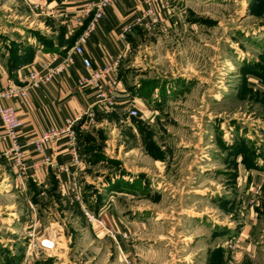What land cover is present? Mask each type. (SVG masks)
Listing matches in <instances>:
<instances>
[{
    "label": "rangeland",
    "instance_id": "obj_1",
    "mask_svg": "<svg viewBox=\"0 0 264 264\" xmlns=\"http://www.w3.org/2000/svg\"><path fill=\"white\" fill-rule=\"evenodd\" d=\"M164 2L130 44L137 115L98 109L73 128L82 204L52 178L25 196L13 185L0 264H264V0ZM39 10L0 0L8 66Z\"/></svg>",
    "mask_w": 264,
    "mask_h": 264
},
{
    "label": "crops",
    "instance_id": "obj_2",
    "mask_svg": "<svg viewBox=\"0 0 264 264\" xmlns=\"http://www.w3.org/2000/svg\"><path fill=\"white\" fill-rule=\"evenodd\" d=\"M29 1H37L40 4L37 27L30 28V35L21 37L24 40L21 52L23 54L29 53L31 60L15 68L0 60V88L9 83L18 86H28L25 95L3 100V103L10 104L15 108L22 121L18 134L21 143L39 136L50 128H64L69 119L79 117V120L72 125L71 131L73 132V128L78 121L92 119L95 111L102 109L94 105L93 90L78 87L71 73L55 76L51 80L43 82L40 88L30 87L31 81L26 76L28 71L31 70L42 74L44 72L42 65L48 59L49 54L64 53V49H66L73 36L72 28L77 32V20L81 16V10L89 0ZM162 3L161 13L162 16L166 17L168 8L164 0ZM144 7L143 0H114L107 8L105 15L98 22L95 31L85 45V54L95 66L108 63L110 56L120 55L118 68L120 84L118 86L117 108L114 110L119 114L126 113L131 107H136L138 110L143 105L144 97L139 93L141 89H138L141 83L140 78L137 80L136 78L143 77L144 74L136 75L131 85L128 84L126 79L133 65L130 44L134 41V32L145 27L135 26L126 34H122V28L125 24L132 22ZM88 19L89 17L83 19V25ZM48 21H53V23ZM27 27L29 28L30 26ZM0 51H2L1 47ZM75 63L80 67L79 57H75ZM88 113L92 114V117H89ZM3 137L4 129L0 122V202L10 199L6 195H12L14 191L13 185L19 186L20 181L15 170L10 165L9 157L2 154L4 148H6V141ZM23 148L27 169L24 178L25 186H19L18 188L19 191L21 190V195L25 196L27 194L29 189L27 186L30 183L49 185L51 178L55 179L58 188L63 191L68 177L64 173L58 174L56 168L59 165L73 167L69 132L63 133L49 141L45 144L42 152H38L32 146H23ZM256 159L260 167L262 165L261 157L258 156ZM77 169H79V166L75 168L76 172ZM261 172L255 169L250 175L263 178ZM252 186L253 184L250 189ZM29 206L28 212L35 215L34 208L31 209L32 205L30 202ZM0 207L6 210L8 207H12V204L4 203ZM0 227L13 230L8 221H5V224Z\"/></svg>",
    "mask_w": 264,
    "mask_h": 264
},
{
    "label": "built area",
    "instance_id": "obj_3",
    "mask_svg": "<svg viewBox=\"0 0 264 264\" xmlns=\"http://www.w3.org/2000/svg\"><path fill=\"white\" fill-rule=\"evenodd\" d=\"M114 0H89L81 10V16L77 20V25L83 26V19L89 17L83 30L78 35L74 44L63 54L51 53L48 59L43 63L44 72L39 74L33 70L28 71L27 78L31 81L30 87L40 88L43 82L49 81L55 76L64 73H71L75 78L76 85L81 88H90L93 90L95 101L94 105L105 111H114L117 108L118 86V68L120 65V55L110 56L109 62L104 65L95 66L90 58L85 54V45L95 31L98 22L103 18L107 8ZM144 9L130 23L122 28V34H126L135 26H150L158 24L162 20V2L163 0H143ZM75 57L80 58V67L75 63ZM28 86H18L13 83L0 88V122L4 129V140L6 148L2 154L9 157L10 165L15 170L19 178V186L24 187V178L26 176L27 165L25 163L23 146H32L38 152H42L45 144L59 135L69 132L70 154L72 166L59 165L56 170L58 174H67V182L63 192L69 200L81 203L83 202L81 184L77 179L75 168L79 166L80 159L75 148L74 135L71 131L72 125L79 120L74 117L67 121L64 128H50L39 136L20 142L19 129L22 121L15 108L10 104L3 103V100L16 98L25 95ZM137 108L128 109V116L137 115ZM92 117V114L88 113ZM74 168V169H73ZM84 215L91 222L95 217L92 212L82 206ZM40 245L44 249L54 248L55 242L52 238H43Z\"/></svg>",
    "mask_w": 264,
    "mask_h": 264
},
{
    "label": "trees",
    "instance_id": "obj_4",
    "mask_svg": "<svg viewBox=\"0 0 264 264\" xmlns=\"http://www.w3.org/2000/svg\"><path fill=\"white\" fill-rule=\"evenodd\" d=\"M86 24V23H85ZM85 24H84V26H85ZM84 26L80 29V32H77V33H75L73 36H72V39H71V41L67 44V47H66V49H64V52L67 50V49H69L70 47H71V45H72V43L74 42V40H75V38L81 33V31L83 30V28H84ZM35 36H37V34H35ZM38 37V36H37ZM27 54V55H26ZM13 64L11 65V67L12 68H15V67H17V66H20V65H22V64H24V63H27L28 61H30L31 60V57H30V55H29V53H25L24 55H23V58H21L20 56H14L13 57ZM140 91V90H139ZM139 93H141V91L139 92Z\"/></svg>",
    "mask_w": 264,
    "mask_h": 264
}]
</instances>
